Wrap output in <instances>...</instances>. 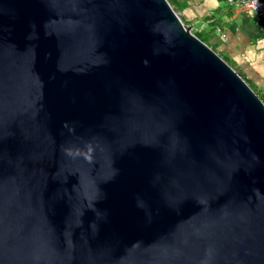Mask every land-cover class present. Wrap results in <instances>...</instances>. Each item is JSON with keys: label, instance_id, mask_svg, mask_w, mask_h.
Wrapping results in <instances>:
<instances>
[{"label": "water", "instance_id": "obj_1", "mask_svg": "<svg viewBox=\"0 0 264 264\" xmlns=\"http://www.w3.org/2000/svg\"><path fill=\"white\" fill-rule=\"evenodd\" d=\"M168 0H0V264H264V102Z\"/></svg>", "mask_w": 264, "mask_h": 264}, {"label": "crops", "instance_id": "obj_2", "mask_svg": "<svg viewBox=\"0 0 264 264\" xmlns=\"http://www.w3.org/2000/svg\"><path fill=\"white\" fill-rule=\"evenodd\" d=\"M177 11L183 22L194 29L215 20V51L234 62L264 96V30L253 14L226 0H183Z\"/></svg>", "mask_w": 264, "mask_h": 264}, {"label": "trees", "instance_id": "obj_3", "mask_svg": "<svg viewBox=\"0 0 264 264\" xmlns=\"http://www.w3.org/2000/svg\"><path fill=\"white\" fill-rule=\"evenodd\" d=\"M170 2V4L174 7L175 11H177V7L178 5H182L183 0H168ZM235 7V6H234ZM208 26L205 27H195V29L193 30V33L199 38L201 39L205 44H207L209 47H211L214 51V47H213V41L216 35V30H217V22L215 20H211V22L208 23ZM231 67H233V69H235L242 77L243 79H245V81L249 84V86L255 91V93L259 96V98L264 102V96H260L259 93L257 92L256 87L250 82L248 81V79H246V77L244 76V74L242 72H240L236 66V64L234 62H232L228 57H223L221 54H219ZM231 64H230V63Z\"/></svg>", "mask_w": 264, "mask_h": 264}, {"label": "built area", "instance_id": "obj_4", "mask_svg": "<svg viewBox=\"0 0 264 264\" xmlns=\"http://www.w3.org/2000/svg\"><path fill=\"white\" fill-rule=\"evenodd\" d=\"M227 3L253 14L264 30V0H226ZM220 31V29H218Z\"/></svg>", "mask_w": 264, "mask_h": 264}, {"label": "rangeland", "instance_id": "obj_5", "mask_svg": "<svg viewBox=\"0 0 264 264\" xmlns=\"http://www.w3.org/2000/svg\"><path fill=\"white\" fill-rule=\"evenodd\" d=\"M190 26V25H189ZM223 56V55H222ZM224 57V56H223ZM230 63V62H229ZM231 64V63H230Z\"/></svg>", "mask_w": 264, "mask_h": 264}]
</instances>
